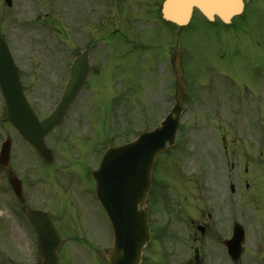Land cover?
Masks as SVG:
<instances>
[{"label": "rangeland", "instance_id": "1", "mask_svg": "<svg viewBox=\"0 0 264 264\" xmlns=\"http://www.w3.org/2000/svg\"><path fill=\"white\" fill-rule=\"evenodd\" d=\"M163 1L112 0L111 23L117 25L120 36L113 38L110 46L96 42L95 56L102 74L89 79L91 91H85L79 96L61 128L46 138L47 144L54 151L55 160L52 164H45L4 121L6 106L1 92L0 144L6 136L11 137V165L24 182L26 198L32 205L54 209V213H57L54 221L62 234L69 232L76 236L90 237L91 243L98 247L99 242H102L101 249L105 240V248H108L105 237L109 236L108 221L105 223L96 206L89 169L95 167V159L103 147L135 137L141 130H149L158 125L167 115L172 102L167 101L165 96L170 91L172 93L173 74L171 69L170 76L169 64L164 59L167 54L162 53V47L167 49L171 46V59L176 47H180L186 74L189 75L188 63L196 77L193 76L190 81L185 105L188 110L181 116L179 140L173 149L161 154L157 161L154 176L159 180L155 183V189H160L161 195L152 192L150 214L155 228V242L145 250L142 264L188 262L191 258L187 228L190 221H186V215L189 210L195 212L196 206H202L203 210V205L206 211L211 212L210 206L215 204L214 198H209L212 190L214 196H218L216 203L229 200L226 199L225 183L232 181H228L227 173L232 174L231 178L237 186L234 204L250 216H240V223L249 234L245 240L246 251L241 264H258L259 259L264 258V247L260 253L256 251L255 236H252L255 230L250 213L258 205L259 188L256 190L252 186L246 192L244 181L254 175L258 176L259 171L264 175V156L259 158L258 147L250 145L249 151L255 154L250 164L254 174L243 179L245 175L242 172L244 165L241 157L235 161L233 158L228 160L232 164L230 166L221 155L226 144L217 140V137L221 139L230 131L226 127V124H230L228 121L231 122L228 115L215 114L210 108L202 109L199 105L201 99L193 98L195 89L199 96L210 94L204 84L201 85L203 77H207V88L214 93L229 87L227 80L216 68H222L235 77L238 83L235 92H245L242 81L250 87L256 83L255 67L258 64L264 65V16L254 21L262 30H258L260 34L250 31L239 36L227 33L221 36L219 32L223 30H214L202 18L197 19V32L183 31L180 34L161 20H155L156 16L155 19L147 17L157 13ZM90 2L94 4L93 0ZM76 3L75 0H13L9 7L5 0H0V37L5 38L10 45L21 69L25 93L40 118L57 104L69 77V63L75 55L73 23ZM95 10L96 21H99V15L103 17V14ZM252 35L257 39L254 40ZM259 37L261 45L256 44ZM207 64L211 65L208 70ZM207 116L205 126L202 122L203 117ZM217 117H220L223 125L219 126L215 122ZM89 123L94 125L90 126ZM243 130L242 124L234 128L239 136ZM60 133H64L63 136L66 134L63 141ZM245 146L244 149L248 151V145ZM7 177V173L0 169V264H3V254L10 248V242L14 250L33 260L31 236H36L24 215L17 214L21 204L10 188ZM256 181L263 190L258 199L264 206V178L256 177ZM199 184L204 191L197 190ZM88 186L91 188L90 195ZM241 190H244V197ZM201 201L203 204H200ZM11 203L17 204V212H13ZM68 205L72 207L68 208ZM95 226L101 237L88 236L87 232L90 233ZM195 237L192 238L194 244ZM64 252L63 264H105L104 261H97L85 244L67 243ZM203 254L204 264H232L218 253L210 257L209 251L204 250Z\"/></svg>", "mask_w": 264, "mask_h": 264}, {"label": "water", "instance_id": "2", "mask_svg": "<svg viewBox=\"0 0 264 264\" xmlns=\"http://www.w3.org/2000/svg\"><path fill=\"white\" fill-rule=\"evenodd\" d=\"M11 5V0H6ZM197 7L208 19L215 15L224 22L243 11V0H166L163 16L178 26L188 23L192 10ZM176 106L161 126L142 133L135 141L107 150L99 169L92 173L96 182V193L114 229V247L107 253L110 264H140L144 247L150 242L148 213L145 209L151 188V174L156 156L167 145L175 144L182 101L186 92L180 55L175 59ZM91 67L88 53L77 58L71 67V81L63 98L48 118L40 121L31 108L23 91L19 68L16 66L5 40L0 41V85L7 103V114L11 124L47 162L53 161L52 150L48 149L46 137L58 126L71 103L79 94ZM11 140L3 146L0 163L10 167ZM9 180L16 194L22 197L21 181L11 171ZM139 208H141L139 210ZM26 213L34 225L41 242L43 264H59L58 250L61 237L51 217L32 208ZM241 251L234 253L238 259Z\"/></svg>", "mask_w": 264, "mask_h": 264}, {"label": "flooded vegetation", "instance_id": "3", "mask_svg": "<svg viewBox=\"0 0 264 264\" xmlns=\"http://www.w3.org/2000/svg\"><path fill=\"white\" fill-rule=\"evenodd\" d=\"M75 1H77V3L75 4L76 10L74 15V23H73L74 39H75L74 57L80 55L86 48H89L90 61L91 64L95 67L96 70L95 72H97L98 61L95 56L96 38L97 37L99 39L103 38V40H105L106 43L110 45L111 40L113 39V32H115V30H112L110 15H108L110 11L107 13V11L109 10V3H108L109 0H93L94 1L93 5L90 2L91 0H75ZM85 2L87 3V5L85 4ZM244 2H245L244 13L239 17H235L230 25H225L223 22H221L218 19L214 21L213 23L215 26L214 28L218 31L220 29L224 31V32H219L221 36H223L224 33L231 34L232 36H237V35L239 36L249 33L250 31H254L260 34L258 30L260 31L262 30L255 25L254 21L257 18L264 16V0H244ZM99 3L101 4L103 3V6H101V4ZM95 8L97 9L99 14H103V17L99 15L98 17L100 18L99 21H96ZM197 14L198 11H195L190 24L186 27L187 32H195V31L197 32V28L199 27L196 22L197 19H200V17ZM252 36L254 40L257 39L254 35ZM256 44L261 45L260 37L256 41ZM187 66L190 75H193L188 63ZM208 67L211 68V65L208 66L207 64L206 66L207 70L209 69ZM216 71L219 74H222L221 76L227 80V82L229 83V87H227V89L225 90H221L219 92L214 93L212 89L207 88L208 85L207 77H203L201 85L204 84L206 90L209 91L210 94H201L199 96V99H201L200 106L202 109L210 108L212 112H214L215 114L221 113L223 115H228V118L229 120H231V122H229L228 120L227 121L228 123L231 124L232 127L230 126V124H226L227 125L226 127L230 129L229 133L224 134L221 139L217 137V140L219 142L222 143L224 142L226 144L223 149V153L221 154L222 156H224L226 162L230 163L228 160L231 161V158H233L235 161L236 158L239 159V157H241L243 161L242 164L244 165L242 172L243 175H245L243 179H245L254 174L253 170H251L250 164H251V159L255 157V154L253 151H249L251 150L250 145H256L258 147L257 155L259 154L258 156L259 158L264 156V65L258 64L255 67L254 76L256 77V83L251 85V87L247 85L245 81H242V87L245 90L244 93H241L240 91L237 92L234 91L236 87H238V83L235 80L234 76H232L222 68H216ZM91 75H93V73ZM85 91L89 92L90 86L84 89L83 93ZM186 104L187 102H185V105ZM246 112H251V113L247 114ZM235 113L238 114L237 117ZM213 117H215L214 114ZM219 118L220 117H217L216 118L217 120L215 122L218 123L219 126H221L223 124L221 123ZM205 119L207 120L208 118L205 117ZM85 122H87V120ZM203 124L206 125V121L203 122ZM238 124H242L244 126V130L241 131L240 133L241 137L237 135L239 134L237 130H236L237 134L234 131V128L238 126ZM89 125L93 126L94 124L89 123ZM63 134L64 133L59 134V136L62 139L65 138L64 136L67 133L64 136ZM245 145H248L247 148L248 151L244 149ZM230 166H232L231 163ZM257 177L259 179L260 177L264 178V175L259 171ZM227 179L228 181L229 180L232 181V183H225L226 199H229L227 202L219 201L216 203V200H218V196H214L212 190L209 198L212 199L214 198L215 204H212L210 206L211 212H208V210L206 211V206L204 205H203L204 207L203 210H201L202 206H198V207L196 206V209H194L196 210L195 212L188 209L189 212L186 215L187 216L186 221L187 219L188 221H190L189 226H187V228H188V236L190 239L189 244H190L191 258L188 260L187 264H196V260H195L196 256H198V258L196 259H198L199 264H204V254H203L204 250L209 251L210 257H212L214 253H218L221 255V257L224 258L226 257L231 262V259L229 257V249L227 248L226 243L232 241L233 237L239 238L240 236L239 231L235 233L236 225L242 224L240 223V216L243 218H248L247 217L248 213H246L245 210L241 209L240 207H237L234 204V199L237 192V186L235 185L233 179L231 178V174L227 175ZM244 182L247 184L246 185L247 188H250L252 186L253 187L255 186L257 188L256 190H258L259 188V193L257 195L258 205L253 208V211L250 213V215L255 230L252 236H255V240H254L255 244L259 245L262 249V247H264V206H262V202L258 199V197L260 195V192L263 193V190L257 184L255 175L254 177L249 178V180ZM90 192H91V188L88 186L89 195ZM28 203L29 202L26 199V204ZM200 204H203V201H201ZM96 206L99 212H101L103 216L101 208L97 203ZM69 207L72 206L69 205L68 208ZM41 208L44 209L43 207ZM151 209H152V205H151ZM51 215L52 218L56 220L55 217H57V213ZM242 226L244 228L243 252H245L246 251L245 240L247 239V236H249V234H247V230L243 224ZM87 234L88 236H100L97 226H95V228L92 227L91 232L90 233L87 232ZM194 236H196L194 238L195 244L193 243L192 240ZM63 237H64L63 247L65 248V250L67 243L70 242L75 244H79V243L88 244V246L93 250V255L99 257L102 255V251L106 249L105 240L101 249L102 242H99L98 245H100V247H98L97 245L92 244L91 243L92 241L88 242L86 238L81 239L75 235L74 236L69 235ZM99 238H95L94 240H97ZM10 252L12 253L13 250L10 249ZM13 264L16 263L13 262ZM233 264H239V262ZM261 264H264V258H262Z\"/></svg>", "mask_w": 264, "mask_h": 264}]
</instances>
